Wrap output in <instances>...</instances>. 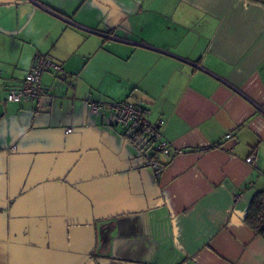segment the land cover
<instances>
[{
  "label": "crops",
  "instance_id": "1",
  "mask_svg": "<svg viewBox=\"0 0 264 264\" xmlns=\"http://www.w3.org/2000/svg\"><path fill=\"white\" fill-rule=\"evenodd\" d=\"M37 54L63 71L38 100H6ZM88 100L164 120L159 175L153 144ZM260 190L264 0L0 3V232L62 213L85 225V264H264L243 220Z\"/></svg>",
  "mask_w": 264,
  "mask_h": 264
},
{
  "label": "built area",
  "instance_id": "2",
  "mask_svg": "<svg viewBox=\"0 0 264 264\" xmlns=\"http://www.w3.org/2000/svg\"><path fill=\"white\" fill-rule=\"evenodd\" d=\"M53 71L59 73L63 71L62 65L51 60L46 55L37 54L32 62L31 67L26 71L19 84L9 88L6 93V100L9 101H33L38 100L44 93V87L41 77L44 72ZM88 110L98 112L109 109L115 116L116 123L126 130L133 131L136 141L144 145L153 144L154 156L145 161L146 165L151 167L155 174L159 175L162 164L158 157L170 158L173 149L167 139L164 138L162 132L163 119H159L156 123L148 120L150 109L143 106L139 101L119 100V101H87ZM71 129L68 128L67 131ZM225 137H231V133H227ZM182 150H176L175 153H181ZM254 156L250 154L246 157L247 162H252Z\"/></svg>",
  "mask_w": 264,
  "mask_h": 264
},
{
  "label": "rangeland",
  "instance_id": "3",
  "mask_svg": "<svg viewBox=\"0 0 264 264\" xmlns=\"http://www.w3.org/2000/svg\"><path fill=\"white\" fill-rule=\"evenodd\" d=\"M66 216L62 213L46 216V223L51 227L37 234L30 229H3L0 264H85V225L78 229L71 227ZM29 217L26 221L33 222L32 215ZM68 233L75 238L68 237Z\"/></svg>",
  "mask_w": 264,
  "mask_h": 264
},
{
  "label": "trees",
  "instance_id": "4",
  "mask_svg": "<svg viewBox=\"0 0 264 264\" xmlns=\"http://www.w3.org/2000/svg\"><path fill=\"white\" fill-rule=\"evenodd\" d=\"M243 220L256 234L264 238V190L253 194Z\"/></svg>",
  "mask_w": 264,
  "mask_h": 264
},
{
  "label": "water",
  "instance_id": "5",
  "mask_svg": "<svg viewBox=\"0 0 264 264\" xmlns=\"http://www.w3.org/2000/svg\"><path fill=\"white\" fill-rule=\"evenodd\" d=\"M15 0H0V3H9V2H13Z\"/></svg>",
  "mask_w": 264,
  "mask_h": 264
}]
</instances>
